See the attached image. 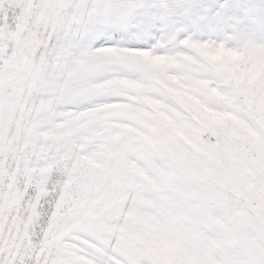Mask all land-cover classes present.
<instances>
[{
    "label": "snow or ice",
    "instance_id": "snow-or-ice-1",
    "mask_svg": "<svg viewBox=\"0 0 264 264\" xmlns=\"http://www.w3.org/2000/svg\"><path fill=\"white\" fill-rule=\"evenodd\" d=\"M0 264H264V0H0Z\"/></svg>",
    "mask_w": 264,
    "mask_h": 264
}]
</instances>
